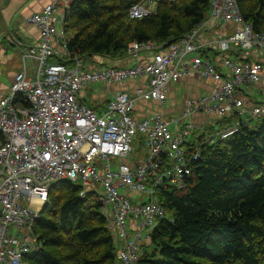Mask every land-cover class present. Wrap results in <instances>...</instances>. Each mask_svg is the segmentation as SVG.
Listing matches in <instances>:
<instances>
[{
  "label": "built area",
  "instance_id": "built-area-1",
  "mask_svg": "<svg viewBox=\"0 0 264 264\" xmlns=\"http://www.w3.org/2000/svg\"><path fill=\"white\" fill-rule=\"evenodd\" d=\"M157 1L132 4L128 17L153 13L155 6L150 9L146 3ZM67 11V0H53L27 15L25 21L38 31L29 46L14 35L4 37L22 49L20 69L7 91L0 93V264H24V255L37 248L33 223L49 186L60 179L79 184L82 197L86 192L98 194L118 263L140 264L144 240L156 222L172 221L155 189L163 183L183 188L190 162L199 155L197 148L187 152L183 146L198 130L187 120L194 113L216 118L235 114L245 123L264 116V31L255 32L244 21L237 0H210L208 15L177 41L165 47L134 42L125 51L132 58L144 51L150 57L130 66L92 67L67 47ZM222 23L234 27L221 36L203 37L204 30L218 29ZM207 49L218 52L215 60L201 54ZM56 56L68 62L49 60ZM191 75L210 79L214 87L183 97L176 115L133 116L137 100L162 103L171 83ZM136 77L145 78L144 87L132 94L113 93L101 111L79 100L91 83L121 84ZM253 85L260 86V100L247 108L244 96ZM238 124L216 131L208 143L236 132ZM138 133L143 136V154L132 156Z\"/></svg>",
  "mask_w": 264,
  "mask_h": 264
},
{
  "label": "trees",
  "instance_id": "trees-1",
  "mask_svg": "<svg viewBox=\"0 0 264 264\" xmlns=\"http://www.w3.org/2000/svg\"><path fill=\"white\" fill-rule=\"evenodd\" d=\"M140 1L71 0L63 26L71 33L65 37L69 51L119 58L134 42L165 47L210 11V0H159L153 13L130 19L129 7ZM237 3L244 21L264 31V0ZM235 123L236 132L211 144L198 130L184 142L187 152L197 148L199 155L183 188L163 183L155 189L172 221L156 222L148 234L153 250L143 246L140 264H264V116L245 123L230 114L216 121L221 129ZM142 138L134 139L139 148ZM80 189L67 179L51 183L32 227L37 248L24 255V264H119L98 194L82 197Z\"/></svg>",
  "mask_w": 264,
  "mask_h": 264
},
{
  "label": "crops",
  "instance_id": "crops-1",
  "mask_svg": "<svg viewBox=\"0 0 264 264\" xmlns=\"http://www.w3.org/2000/svg\"><path fill=\"white\" fill-rule=\"evenodd\" d=\"M51 1L53 0H0V30L8 27L4 37L11 34L14 35L23 46L31 45L38 37V31L33 25L25 21V17L32 12L40 11ZM70 1L71 0H67L68 5ZM58 4L61 6L62 1H59ZM11 23L12 25L9 26ZM231 27L234 26L228 23H222L219 25L218 29L204 30L203 37L210 38L221 36L225 31H229ZM4 42L5 39L2 37L0 39V93L7 91L14 73L20 69V66L18 65V68L16 66L13 67L12 62L21 61L20 55L22 49L13 44L4 46ZM61 43L62 40L58 39L56 44L58 49H60L59 45ZM212 54H215V57H212ZM217 54L218 53L216 51L211 50V53L206 57L215 60ZM247 56L248 59H255V56L252 54H247ZM148 57H150V52L144 51L139 53L138 58L128 57L126 54L119 58H106L94 55L86 58L85 61H87V63L92 67H95L98 64L110 66H130L134 64L137 59ZM144 82V77H136L121 84L111 83L105 85L103 83H91L86 86V88L89 87L93 89L91 99H88L86 101L88 104H86L91 105L95 111H101L105 108L108 99L113 93L126 91L129 94H132L137 87H144ZM93 84H99L100 86L93 88ZM213 87L214 82L210 79L199 78L197 75L181 77L179 80L169 85L167 97L164 102L159 103L155 100H137L132 114L138 119L149 113H160L165 117L173 116L181 111L183 97H194L203 92L209 91ZM245 94L244 103L245 106L249 108L252 104L254 105V103L260 100V86L253 85L248 87ZM79 100L82 101V98L80 97ZM248 116L249 115H246L245 119ZM218 119L220 118H216L215 115L194 113L187 121L196 124L198 126L199 133H202L205 128H211L213 124L217 127L216 121Z\"/></svg>",
  "mask_w": 264,
  "mask_h": 264
},
{
  "label": "rangeland",
  "instance_id": "rangeland-1",
  "mask_svg": "<svg viewBox=\"0 0 264 264\" xmlns=\"http://www.w3.org/2000/svg\"><path fill=\"white\" fill-rule=\"evenodd\" d=\"M146 5L150 8V9H153L154 8V6H155V4L154 3H146ZM14 6V5H13ZM12 25V23L9 25V26H11ZM7 29H8V27L7 28H5V29H3V30H0V39L2 38V37H4V34L6 33V31H7ZM70 32L69 31H65V34H64V36L65 37H69L70 36ZM3 45V44H2ZM5 45H9V42L7 41V40H5V42H4V46ZM18 62V63H17ZM0 63H1V61H0ZM13 63V67L14 66H16L17 68H18V66H20V61H13L12 62ZM10 64V63H9ZM105 64H107V63H105ZM18 65V66H17ZM15 67V68H16ZM100 85L99 84H93V88H97V87H99ZM92 91H93V89L92 88H89V87H85L84 89H83V91L80 93V97L82 98V101L83 102H85V103H87L86 101L88 100V99H91V96H92ZM88 104V103H87ZM245 118V117H244ZM252 120L254 119V118H251ZM209 124V123H208ZM208 127H209V125H208ZM213 127V128H212ZM212 127H211V129H204V131H203V133H204V138L205 139H207V138H210V137H215V133H216V131L220 128V127H216L214 124L212 125ZM219 130H221V129H219ZM139 134V133H138ZM197 134H199V130L197 131ZM196 134V135H197ZM131 154H132V156L133 155H138V156H141L142 154H143V150H142V145L140 146V148L139 147H137V145L136 144H134V141L132 142V151H131ZM98 191H101V189H100V187H99V185H98V187L96 188ZM100 193V192H99ZM144 248H145V250L148 252V253H150L152 250H153V246L151 245V243H150V239L149 238H147V239H145L144 240Z\"/></svg>",
  "mask_w": 264,
  "mask_h": 264
}]
</instances>
